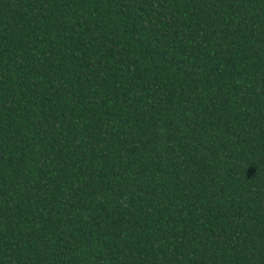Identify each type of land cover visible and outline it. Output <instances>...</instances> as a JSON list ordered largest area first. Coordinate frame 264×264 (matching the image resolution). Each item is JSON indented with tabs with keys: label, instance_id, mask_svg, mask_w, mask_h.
I'll list each match as a JSON object with an SVG mask.
<instances>
[{
	"label": "trees",
	"instance_id": "obj_1",
	"mask_svg": "<svg viewBox=\"0 0 264 264\" xmlns=\"http://www.w3.org/2000/svg\"><path fill=\"white\" fill-rule=\"evenodd\" d=\"M0 264H264V0H0Z\"/></svg>",
	"mask_w": 264,
	"mask_h": 264
}]
</instances>
